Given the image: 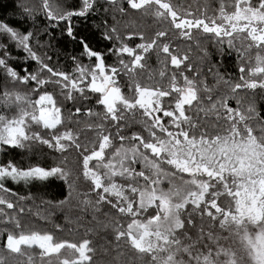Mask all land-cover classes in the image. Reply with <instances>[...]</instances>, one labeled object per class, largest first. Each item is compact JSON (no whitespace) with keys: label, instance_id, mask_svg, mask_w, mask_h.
I'll list each match as a JSON object with an SVG mask.
<instances>
[{"label":"snow or ice","instance_id":"6c2138e0","mask_svg":"<svg viewBox=\"0 0 264 264\" xmlns=\"http://www.w3.org/2000/svg\"><path fill=\"white\" fill-rule=\"evenodd\" d=\"M110 3L116 4L117 0H110ZM127 4L131 9L144 10L145 14H152L157 20L169 23L179 30V35L185 40L193 39L194 29L201 30L204 34L213 35L216 43H226L230 49H235L239 59L244 61L239 68L241 82L233 84L223 77L217 80V83L223 81L227 84L232 95L213 98L210 94L212 89L204 81H200L198 86L194 78H189L183 72L179 74L183 79L182 85L173 73L167 89L142 86L136 79V70L146 68L147 54L150 52L155 50L158 59L161 53L165 54V59L170 58L171 66L176 69L189 60L187 54L180 55L170 43L161 42V38L167 37V30L157 31L151 40H145L142 33L138 34L143 42L135 48L121 41L118 47L109 49L118 58L123 54L131 57L130 62L119 58L118 66L106 65V54L92 50L85 43L84 55L89 59L95 58L96 62L91 69L77 62L75 71L79 75L73 78L66 72L54 70L37 55L30 46L33 32L22 33L0 22V36H7L16 42V46L39 65L36 72H26L20 76L8 64L7 46L0 44V69H3L5 77L25 85L35 82L32 91L38 95L33 101L30 95L10 92L6 87L0 91V106L9 111L16 109L12 116L0 112V153L6 154L10 148L24 149L36 142L61 154L74 148L82 156V175L91 182L92 192L97 197L95 202L86 198L81 203L94 207L96 211H99L101 204H109L121 215L130 216L132 219L126 228L114 225L115 238L117 241L125 239L141 254H149L153 264H264V127H260V134L257 135L256 128L248 121L259 119V112L254 104L242 111L241 101L236 98V93L241 89H264V0H256L255 4L252 0H233L232 12L226 10L229 5L221 0L219 14L211 17L203 13L199 17L191 13L181 14L170 0H127ZM90 9H93L92 0H82L79 11L67 12L55 0H41V10L46 19L52 22L85 16ZM119 10L125 11L122 7ZM32 11L25 8L30 15ZM115 31V28L111 29V32ZM67 33L73 35L71 24L67 27ZM133 35L137 34H129L128 39ZM105 38L112 39L110 35ZM237 41L241 43L239 48L236 47ZM253 48L257 50L255 66L246 68L245 64L252 61L245 58ZM160 63L164 64L165 60H160ZM186 67L192 70V65ZM45 70L50 75L42 78L41 73ZM246 72L248 77L259 79L246 78ZM121 75L128 76L134 96L129 97L122 92L119 84ZM165 75V71L160 72L162 78ZM54 77L56 79H52ZM48 84L58 85L62 94L67 89L65 98L68 100L75 99L74 93L85 98L86 91L99 94L96 103L103 106V119L113 122L115 132L106 129L103 123L95 125L99 143L96 147V141H92L93 147L89 152L88 144L79 142L78 135L71 129L59 131V127L66 122L62 109L57 106L51 92L40 91ZM201 90L209 93L208 109L199 107L202 103L199 96ZM166 97H172L167 105L164 101ZM229 99H236L237 107L230 106ZM194 102L198 106L197 111H204L205 115L216 113L217 120L223 119L228 123L223 134L209 135L204 130L198 132V123L186 114V106L191 110ZM220 109L224 110L223 114ZM137 110H141L146 118L140 122L148 132V139L140 133L121 135L122 127L129 126L127 122L124 125L120 123L125 120V113L135 116ZM80 112L81 109L76 107L73 115ZM86 115L101 114L88 109ZM164 118L171 119L165 123ZM34 126L44 130L43 133L33 131ZM116 138L121 142L127 140L134 143L131 147L121 143L106 159V150L112 147ZM137 163L142 165V170H136ZM164 164L175 171L166 170ZM180 174H187L189 179H184ZM71 175L67 157L64 156L50 166L37 164L20 167L11 160L0 163V224H12L15 228V231L0 228V237H5L4 249L23 256L25 247L29 250L38 248L39 264H53V257L56 264H91L93 257L90 253H94V249L90 247L89 240L77 244L58 239L51 232L22 230L19 214L5 211V207L9 210L16 208V204L6 196L9 193L15 195L6 187V181L31 184L33 181L58 179L68 186L71 197L75 191V181L70 179ZM117 178L127 181V184L119 183ZM140 179L144 181L143 184ZM177 180L180 182L177 183ZM165 181L169 184L167 189L162 187ZM83 195L90 196L89 193ZM223 195L232 201L227 207H221L218 203ZM23 199L19 197L16 203ZM59 203L62 205L66 201ZM189 205L192 212L199 211L202 216L218 221L219 227L227 231L228 236L209 231L206 237L214 247L203 244L204 250H201L197 247L205 237L201 230L197 240L185 244L178 233L185 229L182 214ZM149 209H154V214L144 218ZM18 211L23 213L24 208ZM188 217L187 223L191 225V212ZM183 235L185 239H191L186 232ZM63 250H67L69 255L61 256ZM27 260L28 264H35L32 255H28ZM0 264H5L3 256H0Z\"/></svg>","mask_w":264,"mask_h":264},{"label":"trees","instance_id":"16d2710c","mask_svg":"<svg viewBox=\"0 0 264 264\" xmlns=\"http://www.w3.org/2000/svg\"><path fill=\"white\" fill-rule=\"evenodd\" d=\"M61 5L64 11H79L82 7V0H55ZM93 9H90L85 16H72L68 21L52 22L46 19L41 10V0H0V22L7 23L15 30L27 33H34V38L30 40V46L37 55L48 63L54 70L66 72L75 78L79 75L75 71L77 62L82 65H88L91 69L95 64V58L89 59L84 55V44L89 48L98 51L105 55L106 65H117L118 59L122 58L126 62H130L131 57L123 54L122 57H117L109 52V49H114L121 44V41L128 44L130 47L135 46L141 41L138 34L142 33L145 40H151L157 31L167 30L168 35L161 38V42H168L180 54H187L189 60L181 65L180 69H176L170 64V58L165 59V54L161 53L160 58L156 56L155 50L147 54V66L144 70H136V79L142 86L160 87L167 89L170 84V78L173 73L177 75L178 82L182 85L183 79L179 75L183 72L189 78H194L197 85L200 81H204L209 88L213 98H221L224 95L231 96L229 86L223 81L217 83L219 77L224 80H230L231 83L240 81L239 68L244 61L239 59L235 49H230L227 44L220 45L216 43V39L211 34H204L201 30H193V39L185 40L179 35V30L174 29L169 23L157 20L152 14H145L144 10L131 9L127 4V0H117L116 4L110 3V0H92ZM174 7H178L181 14L191 13L193 16H217L221 0H170ZM229 6L227 11L231 12L234 7L231 6L233 0H225ZM125 11L121 12L119 9ZM25 8L32 9L31 15L25 12ZM35 17V18H33ZM219 22V21H218ZM55 24V26H52ZM71 24L73 35L69 36L67 27ZM115 28V32L111 29ZM133 35L128 39L129 34ZM106 35H110L112 39H106ZM117 37H119L117 39ZM197 43L199 46H197ZM247 43V42H245ZM0 44L7 46L8 64L16 70L20 76H24L26 72H36L39 65L32 61L27 53L22 48L16 46V42L11 41L7 36H0ZM236 47H241L240 41L236 42ZM257 50L253 48L250 54L245 58L251 60V64H245V67L255 66V55ZM50 57V59H47ZM73 57L76 59L74 60ZM160 60H165L164 64ZM192 65V70L189 71L186 65ZM165 71L166 75L162 78L160 72ZM151 74V78H149ZM50 74L45 70L41 73L42 78H47ZM246 78L259 79V77ZM52 79H56L55 77ZM119 84L122 92L129 97H132L133 89L130 87L128 76L121 75ZM7 88L10 92H19L30 95L35 101L38 98L36 92L32 91L35 88V82H30L25 85L19 82H12L11 78H6L3 69H0V91ZM51 92L56 99L57 106L61 107L62 115L65 118V124L59 127V131L71 129L74 134L78 135V140L81 143L88 144L89 152L92 150V141H96L98 147L99 138L96 135L94 126L103 123L105 128L111 132H115L112 127L113 122L108 119H103V106L96 103L99 94L90 92L81 96L79 93H74L75 99L68 100L65 94L61 93L58 85L48 84L40 90ZM209 93L201 90L199 96L201 105L204 109L210 108L207 101ZM173 96H176L173 93ZM236 98L241 101V110L245 111L249 105L254 104L259 112V119L248 121L254 128L256 134L259 135L260 127H264V89L257 88L255 90L241 89L236 93ZM167 105L172 101V97L164 98ZM229 105L237 107L236 99H229ZM79 107L81 112L75 113V108ZM197 105L194 102L191 110L186 106V114L190 115L199 125V130H204L209 135L217 133L223 134L224 129L228 127V123L223 119L217 120L216 113L209 112L205 115L204 111H197ZM92 109L94 112L100 113V116H88L86 112ZM0 112L6 113L9 116L15 114L16 109L10 111L0 106ZM223 114L224 110L220 109ZM159 115L162 116V113ZM146 119L142 115L141 110H137L135 116L125 113V120L120 121L121 125L126 122L129 126L122 127L121 135L131 136L133 133H140L145 139L149 138L148 132L144 125L140 122ZM166 118H164L165 121ZM165 123H167L165 121ZM89 125L93 127L90 128ZM33 131L44 130L33 127ZM197 132V134H198ZM158 135H161L158 133ZM123 143L126 147H131V141L121 142L118 138L113 141L110 149L106 150V159L108 155L120 147ZM83 151V149H81ZM89 154V153H85ZM62 156L67 157V167L71 170V180L75 181V191L69 197V188L62 180L50 179L46 182L33 181L31 184L14 183L6 181V187L12 190L6 194L16 208L13 210L6 209L5 211L12 214L14 211L19 214L20 225L22 230H39L41 232H51L58 239L68 240L74 243H81L83 240H89L90 247L94 249V253H90L93 259L91 264H153L149 254H141L134 249L125 239L119 241L115 238L114 225H119L126 228L131 222L130 216L121 215L116 209H112L109 204H101L99 211H96L92 206H85L81 203L82 200L90 198L93 202L97 197L95 192H92V184L82 175V156L74 148H69L68 151L61 154L46 145L38 142L31 143L30 147L24 149H7L6 154L0 153V163H5L9 160L13 161L20 167H28L32 165L50 166L58 163ZM95 163V162H93ZM136 170H142V165L137 163ZM163 167L168 171H175L171 166L164 164ZM103 171V169H101ZM146 174L147 173V170ZM184 179H189L187 174H180ZM119 183L127 184L120 178H117ZM180 181L177 180V183ZM140 183L144 181L140 179ZM162 187L167 189L169 184L165 181ZM89 193V197L83 194ZM19 197H24L23 200L16 203ZM114 199V198H113ZM207 199V198H206ZM60 201H66L60 204ZM218 203L221 207H227L232 203L231 199L226 195L219 198ZM24 208L23 213H19V208ZM203 207V205H202ZM215 212L214 209H212ZM191 212L192 224L187 223L188 213ZM154 214V209H149L148 213L144 214V218ZM182 219L185 221V229L180 230L181 239L185 244L191 243L200 237L201 230L205 233L202 244L197 245L201 250L203 244H208L214 247L213 243L207 240L206 234L211 231L215 235L228 236V232L219 227L218 221H212L206 215H201L199 211L192 212V206L189 205L182 214ZM56 225H60L57 228ZM0 228L14 230L12 224H0ZM91 229V231H88ZM191 239H185L183 233ZM5 237H0V256L4 257L5 264H28L27 256L34 257L35 264H39V249L33 247L31 250L24 248L25 255L10 253L3 247ZM220 243H226L220 241ZM68 251L63 250L61 256H68ZM71 258V256H69ZM53 264H56V258L53 257Z\"/></svg>","mask_w":264,"mask_h":264},{"label":"rangeland","instance_id":"374dc122","mask_svg":"<svg viewBox=\"0 0 264 264\" xmlns=\"http://www.w3.org/2000/svg\"><path fill=\"white\" fill-rule=\"evenodd\" d=\"M252 2H253V4H255V3H256V0H252ZM232 11H234V9H233ZM232 11H231V12H232ZM89 80H90V78H89ZM131 95L134 96V91H133V93H132ZM173 106H174V105H173ZM170 119H171V118H166L165 121L168 122Z\"/></svg>","mask_w":264,"mask_h":264}]
</instances>
